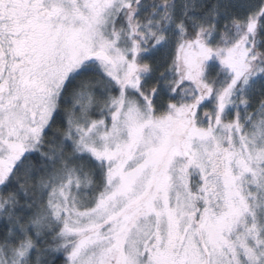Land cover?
<instances>
[{
  "label": "snow or ice",
  "instance_id": "6c2138e0",
  "mask_svg": "<svg viewBox=\"0 0 264 264\" xmlns=\"http://www.w3.org/2000/svg\"><path fill=\"white\" fill-rule=\"evenodd\" d=\"M0 264H264V0H0Z\"/></svg>",
  "mask_w": 264,
  "mask_h": 264
}]
</instances>
